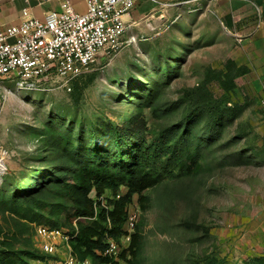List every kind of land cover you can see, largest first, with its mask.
Returning a JSON list of instances; mask_svg holds the SVG:
<instances>
[{
    "label": "rangeland",
    "instance_id": "rangeland-1",
    "mask_svg": "<svg viewBox=\"0 0 264 264\" xmlns=\"http://www.w3.org/2000/svg\"><path fill=\"white\" fill-rule=\"evenodd\" d=\"M140 109L150 141L186 132L202 164L146 190L144 208L133 196L144 264L263 257L264 0H182L129 26L116 56H99L67 87L55 77L34 90L0 84V194L25 195L60 164L59 150L104 142ZM43 186L22 205L32 220L0 201V264L34 263L23 252L37 249L38 224L73 232L59 185Z\"/></svg>",
    "mask_w": 264,
    "mask_h": 264
},
{
    "label": "trees",
    "instance_id": "trees-1",
    "mask_svg": "<svg viewBox=\"0 0 264 264\" xmlns=\"http://www.w3.org/2000/svg\"><path fill=\"white\" fill-rule=\"evenodd\" d=\"M142 116L143 109H140L136 117L130 118L126 126L118 127L104 142L90 146L80 144L65 152L59 150L57 158L60 164L49 171L43 183H36L20 197L10 199L0 194V201L9 200L13 214L21 213L24 219L32 220L35 210L22 208L24 200L41 195L43 185L45 187L57 183L58 194L69 203L66 225L74 230L76 224L78 228L71 241L76 256L82 261L89 259L93 264H117L113 258L103 257L100 253L106 250L109 238L119 241L125 234L126 211L133 196H139L144 208L148 201L143 196L146 190L156 187L176 172L192 175L202 167L198 152L187 148L186 132L178 139L163 134L150 141L144 131L146 128ZM122 187H126L128 192L116 198L112 208L103 206L101 201L91 196L95 194L96 198H106V194L111 193L117 197ZM91 218L94 219L89 220ZM23 255L33 264L42 263L46 259L37 249L23 252ZM121 257L127 264L145 263L144 235L138 225L132 234L129 248ZM9 262V258H2L3 264ZM243 264H264V256Z\"/></svg>",
    "mask_w": 264,
    "mask_h": 264
},
{
    "label": "built area",
    "instance_id": "built-area-1",
    "mask_svg": "<svg viewBox=\"0 0 264 264\" xmlns=\"http://www.w3.org/2000/svg\"><path fill=\"white\" fill-rule=\"evenodd\" d=\"M84 1L85 13L77 12L71 0H61L59 12L49 11L44 18H37L24 9L19 24L0 25V84L11 82L20 90H34L55 77L67 87L99 56H116L129 29L125 16L141 0ZM97 200L104 206L105 196ZM126 213L125 234L119 241L109 238L106 250L100 253L116 263L130 244L138 221L136 212L127 207ZM77 232L76 224L71 234L67 229L36 225V248L46 257L39 264H93L74 253L71 241Z\"/></svg>",
    "mask_w": 264,
    "mask_h": 264
},
{
    "label": "crops",
    "instance_id": "crops-1",
    "mask_svg": "<svg viewBox=\"0 0 264 264\" xmlns=\"http://www.w3.org/2000/svg\"><path fill=\"white\" fill-rule=\"evenodd\" d=\"M141 0L125 21L130 27L138 24L143 18L154 16L164 8L182 0ZM74 9L79 13L86 12L84 0H71ZM61 0H0V25H17L21 22L22 11L28 9L32 16L44 18L49 11L59 12ZM108 194H106L107 196Z\"/></svg>",
    "mask_w": 264,
    "mask_h": 264
},
{
    "label": "bare ground",
    "instance_id": "bare-ground-1",
    "mask_svg": "<svg viewBox=\"0 0 264 264\" xmlns=\"http://www.w3.org/2000/svg\"><path fill=\"white\" fill-rule=\"evenodd\" d=\"M3 171H4V165L1 164V165H0V173H3Z\"/></svg>",
    "mask_w": 264,
    "mask_h": 264
}]
</instances>
